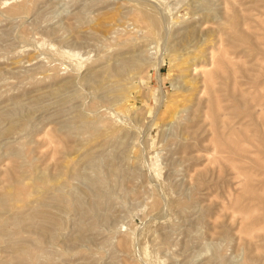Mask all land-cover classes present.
Returning a JSON list of instances; mask_svg holds the SVG:
<instances>
[{"label":"rangeland","instance_id":"rangeland-1","mask_svg":"<svg viewBox=\"0 0 264 264\" xmlns=\"http://www.w3.org/2000/svg\"><path fill=\"white\" fill-rule=\"evenodd\" d=\"M0 264H264V0H0Z\"/></svg>","mask_w":264,"mask_h":264},{"label":"bare ground","instance_id":"bare-ground-1","mask_svg":"<svg viewBox=\"0 0 264 264\" xmlns=\"http://www.w3.org/2000/svg\"><path fill=\"white\" fill-rule=\"evenodd\" d=\"M137 8V7H136ZM140 9H143V7L142 8H140ZM145 9V8H144ZM146 10H148V9H146ZM151 10V9H150ZM144 11V10H143ZM152 11V10H151ZM151 11H149V12H141V18H142V21L144 22V21H147V24H145V25H149V26H153L154 27V29L157 27V24H158V21H157V15L155 16L153 13L155 12V11H152V13H151ZM139 12V13H140ZM156 14V13H155ZM159 26V25H158ZM148 27V26H147ZM158 28V27H157ZM156 28V29H157Z\"/></svg>","mask_w":264,"mask_h":264}]
</instances>
